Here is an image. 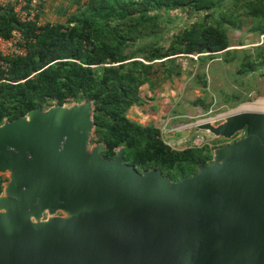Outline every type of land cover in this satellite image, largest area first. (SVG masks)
Segmentation results:
<instances>
[{
	"label": "water",
	"instance_id": "obj_1",
	"mask_svg": "<svg viewBox=\"0 0 264 264\" xmlns=\"http://www.w3.org/2000/svg\"><path fill=\"white\" fill-rule=\"evenodd\" d=\"M243 106L235 109H241ZM242 137L177 181L87 153L89 103L33 109L0 126V264H264V112L225 116ZM61 211L41 221L45 212Z\"/></svg>",
	"mask_w": 264,
	"mask_h": 264
},
{
	"label": "trees",
	"instance_id": "obj_2",
	"mask_svg": "<svg viewBox=\"0 0 264 264\" xmlns=\"http://www.w3.org/2000/svg\"><path fill=\"white\" fill-rule=\"evenodd\" d=\"M63 1L65 21L41 23L45 0L39 25L22 24L10 8L0 7V35L18 29L26 39L24 56L0 64V126L33 109L89 103L91 142L103 146V158L112 159L121 149L127 165L139 172L154 168L171 181L207 165L213 150L208 145L175 148L160 127L137 123L127 111L143 103L140 88L149 82L155 61L196 57L203 92L205 65L213 59L234 64L239 76L264 68V43L231 48L229 35L264 36V0ZM174 13L185 14L182 25L174 24ZM170 24L175 26L166 31ZM233 98L228 107L250 101ZM5 181L0 178V193Z\"/></svg>",
	"mask_w": 264,
	"mask_h": 264
},
{
	"label": "rangeland",
	"instance_id": "obj_3",
	"mask_svg": "<svg viewBox=\"0 0 264 264\" xmlns=\"http://www.w3.org/2000/svg\"><path fill=\"white\" fill-rule=\"evenodd\" d=\"M65 6L66 3L63 0H49L40 16L41 23L64 22L66 17L62 13ZM71 12L72 9H69L68 14ZM172 15H175L176 18L174 24L178 26L183 24L181 17H185V14L178 13L176 15L174 13ZM179 17L182 20H179ZM174 24L168 25L166 31L169 27H174ZM229 35L231 48L244 49L264 43V36L258 38L256 35L244 31H231ZM191 58L193 61L185 57L155 61L149 71V82L140 88L139 95L143 103L130 107L127 117L143 125L153 123L156 127H160L166 142L175 148L208 145V148L213 149V157L215 149L239 139L242 137V132L231 139H225L222 136H215L209 130L197 128L195 125L210 122L212 123L211 127L216 130L224 124L225 116L231 114L235 109L259 100L264 101V68L245 76H239L238 68L234 64L223 65L220 58L213 59L205 65L208 87L203 92L201 83L197 81L201 66L196 63V57ZM234 94L250 101L236 107H228L235 102ZM80 104L77 103V105ZM204 105L209 107L203 108ZM70 106L67 104V107ZM50 108L52 107H47L42 111H47ZM164 114L165 116H159ZM171 115H182V118L173 120ZM92 138L93 133L91 132L87 153H91L95 145L91 142ZM177 140L180 142L176 145ZM9 177V171H0V178L6 180L0 195L4 194L3 189L5 184L10 182ZM52 216L65 217V214L57 211L50 215L46 211L42 215L41 221L48 220Z\"/></svg>",
	"mask_w": 264,
	"mask_h": 264
},
{
	"label": "built area",
	"instance_id": "obj_4",
	"mask_svg": "<svg viewBox=\"0 0 264 264\" xmlns=\"http://www.w3.org/2000/svg\"><path fill=\"white\" fill-rule=\"evenodd\" d=\"M43 1L45 0H0V7L10 8L15 18L22 24L39 25ZM25 54L26 39L18 29L12 30L9 37L0 35V64L7 58L22 57Z\"/></svg>",
	"mask_w": 264,
	"mask_h": 264
},
{
	"label": "bare ground",
	"instance_id": "obj_5",
	"mask_svg": "<svg viewBox=\"0 0 264 264\" xmlns=\"http://www.w3.org/2000/svg\"><path fill=\"white\" fill-rule=\"evenodd\" d=\"M243 110H253V111H261V112H264V101L262 100H259V101H256L255 103H251V104H246L244 105L241 109L237 110V111H233L231 114H234V113H238L240 111H243ZM230 115V114H228Z\"/></svg>",
	"mask_w": 264,
	"mask_h": 264
},
{
	"label": "crops",
	"instance_id": "obj_6",
	"mask_svg": "<svg viewBox=\"0 0 264 264\" xmlns=\"http://www.w3.org/2000/svg\"><path fill=\"white\" fill-rule=\"evenodd\" d=\"M170 115V114H169ZM159 116H165V114L164 115H159ZM158 116V117H159ZM172 116V115H171ZM172 118H173V120H176V119H181L182 118V115L180 116V115H177V116H172ZM179 142H180V140H177L176 142H175V144L177 145V144H179Z\"/></svg>",
	"mask_w": 264,
	"mask_h": 264
}]
</instances>
